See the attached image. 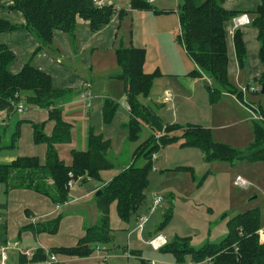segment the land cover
<instances>
[{"label": "trees", "instance_id": "trees-1", "mask_svg": "<svg viewBox=\"0 0 264 264\" xmlns=\"http://www.w3.org/2000/svg\"><path fill=\"white\" fill-rule=\"evenodd\" d=\"M11 10L23 15L25 26L19 27L0 15V34H12L26 29L38 42L37 51L30 57L19 74H13L11 67L15 55L11 49L0 44V112L16 113V106L23 102L28 109L38 108L49 114L48 122H30L34 130V143L46 145L44 164L35 157H20L9 165H0V185L5 186L6 196L13 190H27L50 199L55 205H65L69 201V183L73 180L94 179L100 181V173L113 169L109 161L110 143L100 135L91 133L86 151H73L72 163L66 165L61 160L57 146L70 144L73 126L63 117L61 104L68 92L55 89L50 75L34 66L36 56L54 47V33L61 31L73 45L77 41L79 21L88 23L96 33L109 25L116 8L107 5L95 6L93 0H11ZM228 0H180L178 8L179 35L177 41L183 46L196 69L189 74L194 79L206 78L212 104L221 100L223 94L236 95L242 100V93L231 83L228 66V46L225 31L226 23L243 16L242 12H229L224 4ZM131 8L139 11H152L154 6L143 0H133ZM1 9V8H0ZM155 11V10H154ZM251 26L259 32L260 62L263 73L259 86L264 82V0L254 12H245ZM120 11V18L126 16ZM236 58L240 71H248V53L244 35L240 28L233 37ZM147 52L145 49L125 47L121 41L116 48V58L120 67L119 79L125 83L131 121L126 126L133 140H138L143 126L152 130V135L134 153V162L104 186L102 194L96 198L99 220L87 228L85 236L73 248L51 249L48 253L38 250L32 262H46L51 255L75 258H89L98 248L113 242L110 225V207L117 205L120 219L128 223L144 205L149 175L153 170V157L162 147L181 143V147L201 150L209 162L237 163L264 161V121L255 123V142L245 151L213 142L210 129L199 125H166L164 120L151 108L145 107L141 99L148 98L159 71L147 74L144 71ZM250 88V87H248ZM261 88V87H260ZM18 96V98L16 97ZM119 105L107 100L104 119L110 124ZM264 116V115H263ZM47 123H54L50 135L45 133ZM21 132L18 129L12 138L10 150L17 147ZM0 150H3L0 147ZM143 155L145 165L136 166ZM139 157V158H138ZM138 158V159H137ZM169 216H171L169 214ZM63 216L37 226L36 234L56 235ZM167 223L160 227L165 228ZM229 233L218 244H207L193 249L189 240L176 239L160 251L171 253L178 263L190 257L195 263L209 261V264H264V243H261V216L259 210H250L234 217L229 223Z\"/></svg>", "mask_w": 264, "mask_h": 264}, {"label": "crops", "instance_id": "crops-1", "mask_svg": "<svg viewBox=\"0 0 264 264\" xmlns=\"http://www.w3.org/2000/svg\"><path fill=\"white\" fill-rule=\"evenodd\" d=\"M108 1L116 8L109 25L94 33L90 30L88 23L79 21L75 45L71 43L66 34L56 31L54 47L40 52L34 59V66L51 76L55 89L68 92L61 108L64 120L73 126L72 141L70 144L57 146L58 154L66 165H71L73 151H86L88 137L91 133L100 135L101 129L94 125L93 114L100 113L103 116L107 100L115 101L119 108L128 111L125 108V104H128L126 86L119 79L120 67L116 58V48L121 41L125 47L133 46L146 50L144 71L147 74H154L157 71L161 73V77L154 83L150 96L141 99V103L155 111L165 124L168 121L169 125H178L179 120L186 122L193 120L199 125L198 120L190 117L192 110H195L194 107L197 106L190 104L189 109L180 115V106L182 105L180 100L185 101L189 97L200 98L203 107L207 103L206 90L207 84L210 83L206 78L189 77V74L197 67L189 57L190 60L186 59L185 49L177 41L180 29L178 17L180 0H154L151 4L155 11L133 9L131 8L133 0ZM143 1L148 2V0ZM261 1L228 0L224 7L229 12H242L247 15L245 12L256 11ZM124 4H128L127 9ZM11 6V0H0L2 19L23 28L25 26L23 15L12 11ZM121 10L127 14L123 20L120 18ZM234 21L225 25L230 81L239 92L243 87L261 90V86H258L263 73L259 58V32L251 25L240 27L248 53V71L243 73L240 71L233 43L234 33L237 29ZM0 44L8 46L16 57L11 67L13 74L21 72L39 47L36 39L26 29H20L12 34H0ZM111 70L118 71V73L111 74L109 73ZM85 91L91 94V99L86 102L82 101L80 97ZM166 92H171L173 95L171 103L164 102ZM220 101L227 109L225 111L232 110L234 112V107H242L247 103V94L242 93V100L236 95L223 94ZM84 104L87 113H89L88 118L84 123L81 122L78 125L76 116L81 114L79 106ZM48 118V112L38 108L27 109L22 114L0 112V147L3 149L0 150V165H9L20 157H35L44 164L47 146L34 143V130L30 122L46 123ZM199 126L206 128L201 124ZM53 128L54 123H47L45 133L50 135ZM210 128L212 131L218 129L214 126ZM18 129L21 135L17 147L10 150L12 138ZM113 144L110 146L109 156L114 159L118 156L112 148ZM111 153H114L113 157ZM119 154L121 155V153ZM128 157H130L129 154ZM116 159L118 160V158ZM132 159L134 162V154ZM129 166L130 164L126 165L123 170ZM115 177L102 181V184L99 183L94 187L93 192L74 190L73 193L78 195L70 194V200L65 205H55L50 199L32 191H11L6 196V201L0 203V259L1 250L8 248L7 264H48L49 259L46 262L35 263L31 260L38 250L48 253L51 249L75 247L85 236L87 228L95 225L99 220L96 200L95 203H92L89 200L90 197L92 194L102 191L104 186ZM87 200L88 202L84 206L88 209L96 204L94 214L90 216L87 210L80 213V208L76 210L79 213L74 214V208ZM142 209L143 206L138 210L135 219L125 223L119 217L117 205L113 204L110 207L112 244L98 248L91 257L84 259L56 255V261L53 264H118L122 259H129L134 255L141 260V263L145 262L143 251L139 252L134 248H140L141 245L150 246L148 242L162 234L148 233L145 236V227L142 231L138 229L140 219L147 217L146 213L141 216ZM60 215L63 216V219L56 235L36 234L34 229L22 230L55 220ZM133 220H136L135 225ZM122 233L127 234V248L123 249L121 253L117 250L113 252L112 249L124 245L118 242V235ZM163 237L165 236L163 235ZM21 247L22 249H19ZM23 249L32 251L34 256L32 258L24 256ZM153 251L155 252L154 249Z\"/></svg>", "mask_w": 264, "mask_h": 264}, {"label": "rangeland", "instance_id": "rangeland-1", "mask_svg": "<svg viewBox=\"0 0 264 264\" xmlns=\"http://www.w3.org/2000/svg\"><path fill=\"white\" fill-rule=\"evenodd\" d=\"M107 5H110L109 1ZM124 5L127 9L128 4ZM185 56L186 59L190 60L187 55ZM109 73H118V71L113 72L111 70ZM207 92L206 90L205 99L207 103L205 107L201 106L202 99L200 98L189 97L185 101L180 100L182 103L180 115L189 109L190 104L197 106L194 107L195 110H192L190 117L198 120V123L210 130V127L213 126L218 128L214 131L211 130L214 143L245 151L255 142V122L250 106L264 115V95L261 94V90L258 93H248L245 107L242 105V107H234V112L232 110L225 111L227 109L221 101L212 104ZM79 108H81V114L76 116L78 125L81 122L84 123L89 114L85 104L80 105ZM93 120L94 125L101 129L100 136L102 135L110 145L114 143L112 148L117 154L118 160L109 157L114 168L101 172L100 181L89 178L83 182L75 180L74 186L69 188L71 195L77 194L73 193L74 190L93 192L94 187L99 183L120 174L126 165L133 163L132 156L137 148L152 135L151 129L143 126L139 139L133 140L126 127L131 121V115L129 111H124L121 108L115 113L110 124L106 123L104 115L102 116L100 113L93 114ZM165 121L167 120L165 119ZM191 121L179 120L178 125L182 127L188 124L198 125L195 121ZM166 125H169L168 121ZM112 154L114 153H111L113 157ZM152 162L153 170L149 175L148 188L145 192L146 199L143 209L140 211L142 212L141 216L146 213V218H148L144 229L145 236L148 233L152 235L161 233L167 238L168 243L176 239L189 240L190 246L195 250L207 244L218 245L227 237L229 223L234 217L257 209L261 216V230L264 232V161L250 162L245 160L235 164L209 162L201 150L191 147L182 148L181 143H178L162 147ZM144 165L145 160L142 155L138 162L136 161V166L142 167ZM238 178H242L250 186L246 189L239 187L236 185ZM5 191V186L0 185V203L6 201ZM96 195L97 193L90 197L89 200L92 203H95L96 198H98ZM157 196L161 197L163 201L157 211L151 214L150 209L153 207ZM87 202L88 200L77 205L74 208V214L79 213L76 210L80 208V213L87 210V213L92 216L96 210V204L88 209L84 206ZM132 222L134 225L136 224V220ZM165 223H167L165 228L160 230V227ZM118 240L124 245L119 246V248L116 247L112 251L117 250L121 253L123 249L127 248V234H119ZM149 242L148 245H150ZM134 249L139 252L143 251L145 262L141 263V260L134 255L129 259H122L118 264H149L151 262L158 264H199L193 262L190 257H187L183 263H178L171 253L154 252L150 246L141 245L140 248ZM200 264H209V261Z\"/></svg>", "mask_w": 264, "mask_h": 264}, {"label": "built area", "instance_id": "built-area-1", "mask_svg": "<svg viewBox=\"0 0 264 264\" xmlns=\"http://www.w3.org/2000/svg\"><path fill=\"white\" fill-rule=\"evenodd\" d=\"M153 1L154 0H148L149 3H152ZM93 2L95 4V6L98 7V8H103V7L107 6V0H93ZM234 22H235V26H236L237 29L240 28V27H242V26H244V25H251V20H250V18L247 15H243V16L235 19ZM258 91H259V89L252 88V87H250V88L243 87L241 89V92L243 94L258 93ZM16 97L18 98V96H16ZM80 97H81V100L82 101H85L86 102V101H89L91 99V94H89L88 91H85V92L82 93V95ZM172 101H173V95H172V93L171 92H166L165 97H164V102L165 103H171ZM125 108L130 112V107H129L128 104H125ZM250 110L253 113V119H254V121H257V122H263L264 121V116H263V114L259 110L253 108L252 106H250ZM25 111H27V106L23 102H20L16 106V113L22 114ZM236 185H238L239 187L245 188V189L250 186V184L248 182H246L245 180H243L242 178H238L237 179ZM73 186H74V181L72 180L69 183V188L71 189ZM162 201L163 200H162L161 197H157L155 199L154 205L150 209L151 214H153V213L156 212V210L161 205ZM147 222H148V218H146V217L141 218L140 221H139L138 229L142 231L144 229V227H145V225H146ZM260 238L262 239V241H264V232L263 231H260ZM167 243L168 242L166 241V239L163 236H157V237L153 238V240H151L149 242L150 246L155 251H160L164 246L167 245ZM7 250H8V248H3L1 250L0 264H7V261H8ZM23 255L26 256V257H28V258H32L34 256V253L29 250V251H24L23 252ZM55 261H56V256L51 255L49 257V263L48 264H52ZM149 264H158V263L151 262Z\"/></svg>", "mask_w": 264, "mask_h": 264}, {"label": "water", "instance_id": "water-1", "mask_svg": "<svg viewBox=\"0 0 264 264\" xmlns=\"http://www.w3.org/2000/svg\"><path fill=\"white\" fill-rule=\"evenodd\" d=\"M261 94L264 95V82H263V84H262V86H261ZM101 194H102V191H99V192L97 193L96 197H99Z\"/></svg>", "mask_w": 264, "mask_h": 264}, {"label": "bare ground", "instance_id": "bare-ground-1", "mask_svg": "<svg viewBox=\"0 0 264 264\" xmlns=\"http://www.w3.org/2000/svg\"><path fill=\"white\" fill-rule=\"evenodd\" d=\"M245 26V25H244ZM158 197V196H157ZM168 244V243H167ZM53 264V263H52Z\"/></svg>", "mask_w": 264, "mask_h": 264}]
</instances>
